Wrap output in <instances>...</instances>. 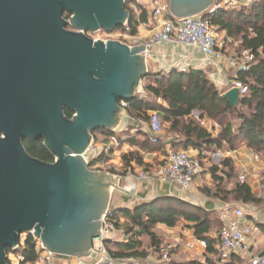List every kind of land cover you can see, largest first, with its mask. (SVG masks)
Returning <instances> with one entry per match:
<instances>
[{"label":"water","instance_id":"1","mask_svg":"<svg viewBox=\"0 0 264 264\" xmlns=\"http://www.w3.org/2000/svg\"><path fill=\"white\" fill-rule=\"evenodd\" d=\"M213 3L168 0L174 18L205 15ZM129 20L125 0H0V264L31 232L57 257H87L113 192H123L113 175L89 171L83 155L94 132L121 125L119 102L135 98L148 74L144 46L93 42L84 32ZM222 97L233 108L240 101L236 88ZM39 139L52 163L25 150V140Z\"/></svg>","mask_w":264,"mask_h":264},{"label":"trees","instance_id":"2","mask_svg":"<svg viewBox=\"0 0 264 264\" xmlns=\"http://www.w3.org/2000/svg\"><path fill=\"white\" fill-rule=\"evenodd\" d=\"M141 11L143 19L146 11L143 8ZM207 19L216 33H224L227 47L230 48L232 42H237L236 50L233 51L235 57L239 56L242 50L252 54L253 61L249 69L235 74V78L247 86V94L240 98L237 107L233 108L202 71L191 69L187 73H179L173 69L164 75L148 73L143 80L144 92L160 99L165 106L136 96L128 102L126 113L130 118L147 122L148 114L157 111L161 122L166 125L165 139L160 137L156 144H151L144 133H136L138 137L129 136L125 143L139 148L140 151L121 155L123 174L132 163L148 171L149 167L144 165L140 152H160L166 140L175 151L197 150L208 155L217 150L234 152L245 146L264 160V0H254L249 5L232 10H217L208 15ZM129 28L131 34L136 33L133 21H130ZM224 50L227 51L226 47ZM194 112L198 113L197 119L193 116ZM64 113L66 117H72L71 112L65 110ZM205 121L212 124L211 131L201 124ZM215 125L220 130L213 136ZM42 142V139L31 144L25 142V150L33 158L52 163L53 158L43 147ZM203 156H200L201 160ZM209 171L214 189L203 188V193L221 201L230 198L243 204L261 203V199L252 192L251 187L246 182L239 181L231 159L222 158L221 162L212 165ZM220 171L228 181L235 180L231 190L222 185L224 177L218 175ZM108 220L114 224L115 229H123L126 234H131L128 241L116 242L111 239L107 241L109 254L114 258L143 257L151 248L158 251L162 240L155 232L157 227L171 229L183 223L193 230L195 239L207 242V255L216 254L214 248L216 240L210 234L213 231L218 233L222 228L220 219L216 218L213 212L169 196L142 203L132 210H112ZM144 236L148 238L146 247L140 240ZM5 252L7 256L12 253L20 255L22 260L18 264L36 262L34 239L31 236H27L16 251L6 249ZM168 264H238V260L231 257L219 263L206 257L204 261L171 260Z\"/></svg>","mask_w":264,"mask_h":264},{"label":"built area","instance_id":"3","mask_svg":"<svg viewBox=\"0 0 264 264\" xmlns=\"http://www.w3.org/2000/svg\"><path fill=\"white\" fill-rule=\"evenodd\" d=\"M127 10L130 13V20L122 27L116 28L111 32L99 29L96 32H84V35L97 42V40L106 43V41H116L129 48L144 46L140 53L148 70V63L153 58L154 51L164 46H174L179 48H194L201 52L202 64L214 71L216 86H225L227 90L236 88L239 92V98L245 96L248 88L235 77L228 82L222 81V76L226 70L234 72H246L253 61L252 54L247 50H242L237 57L229 56L225 52V45L219 38L214 29L210 26L207 16L217 10H232L238 7L246 6L254 0H214L213 5L208 9L205 15H196L186 18H174L169 12L168 0H150L151 11L145 18L141 17V7L139 0H125ZM130 21L136 25V33H130ZM162 57H165L164 55ZM179 73H187L191 66L186 63H179L169 69H164L162 75L171 70ZM193 70V69H192ZM149 73V71H148ZM144 83L136 94L140 99L154 101L165 106L164 102L156 99L144 92ZM120 107L126 113L127 102H119ZM123 115V116H124ZM126 117V115H125ZM122 124V123H121ZM133 133H144L151 144H156L162 134V122L160 114L152 111L148 114V121L134 120ZM204 127L205 124L201 123ZM121 132L122 137L118 138L117 133ZM102 136L100 143L92 134V140L89 148L83 155L87 169L92 172H105L113 175L120 182L122 181H146L154 180L167 182L175 185L181 191H189L193 188L196 178L203 174L202 152L197 150H178L167 148L164 151L159 163L152 169L145 171L143 169H132L124 175L118 172L119 152L126 145L125 140L130 136L127 127L119 126L114 132L107 134L104 131L99 132ZM253 153V152H252ZM218 161L222 159L220 153L215 154ZM253 159L258 161L259 157L253 153ZM257 193L264 190V176L257 177L253 182ZM110 208L101 219V228L99 236L93 240L92 249L85 258H69L75 261V264H168L171 262V253L177 250L176 243L161 245L159 250H150L143 257L114 258L109 254L107 241L111 239L113 233H120L125 241H128L131 234H126L122 229H115L112 222L108 220L111 213ZM222 228L216 234L214 245L216 254L207 255V242L202 239L192 238L185 244L187 253L195 255L200 261L209 257L219 263H223L231 257H236L238 264H264V250H257L255 233L257 227L247 223L245 211L241 207L226 206L221 215ZM264 223V215H263ZM31 236L34 239L35 252L37 255L35 264H54L56 259H68L57 257L47 252L39 240L35 239L32 232L19 238V245H22L25 238ZM18 245V247H19ZM8 264H18L22 258L20 255L12 253L7 256Z\"/></svg>","mask_w":264,"mask_h":264},{"label":"crops","instance_id":"4","mask_svg":"<svg viewBox=\"0 0 264 264\" xmlns=\"http://www.w3.org/2000/svg\"><path fill=\"white\" fill-rule=\"evenodd\" d=\"M138 4L141 8H143L147 14L150 13V0H139ZM219 37L225 38L224 33H217ZM230 42V40H228ZM227 55L235 57V55L229 54L228 51H225ZM165 57H162V56ZM202 54L198 50L194 48H179L174 46H164L154 51L153 58L148 63V71L152 74H158L164 69H169L174 67L179 63H186L191 66L193 70H199L204 72L209 80L215 84V76L214 71L211 68L205 67L202 64ZM236 72L233 70H226L224 75L222 76L223 82H228L234 79ZM215 88L223 95L227 89L225 86H216ZM198 116L197 112H194ZM126 115V117H125ZM122 117L121 126L127 127L129 135L133 136L136 133H133L135 124L133 118H130L127 113ZM198 118V117H197ZM204 123V122H202ZM207 128V127H205ZM212 127H208L207 129L210 131ZM214 132V131H213ZM218 133H212L213 136H216ZM165 139V137H164ZM169 142H165V146L162 151L158 152H140L143 155V163L144 165L149 167V170L156 166L161 157L164 154V151L167 148H171ZM132 151H140L137 147H131L127 143L120 150L119 154V166L121 168V160L120 157L122 154H126ZM220 153L222 158H229L233 162V166L235 168V172L238 175L239 181L246 182L252 189V192L261 199V203L258 205L252 204H243L238 201H234L230 198L227 200L221 201L217 198H213L208 196L207 194L202 192L203 188H208L210 190L214 189V183L212 176L210 174L209 169L212 165H218L220 161H218L215 157V154ZM204 155V156H203ZM202 158V167L203 174L196 178L193 184V188L189 191H181L178 187L173 184L167 182H159L154 180H146V181H122L121 188L123 192L114 191L116 193V197L113 200V195L110 204V208L112 210H120V209H129L139 206L142 203L150 202L156 198L169 196L176 197L184 202H187L191 205L200 207L208 212H213L216 218L220 219L222 210L225 209L226 206H229L230 209L232 207H241L245 211L246 221L249 224L257 227L258 231L255 233V241L257 243V250H264V223H263V215H264V190L260 193H257L255 187L253 186V182L257 177L264 176V160L259 158L258 161L253 159V153L250 149L245 146L240 147L234 152H226L217 150L215 152L208 154H203ZM213 162V163H212ZM143 169L141 167L136 166L134 163L131 164V167L127 169V171L132 169ZM119 172V171H118ZM120 174V173H119ZM124 175V174H120ZM219 176H222L221 171L218 172ZM244 175V176H243ZM224 177L222 185L226 187L227 190H231L235 180L230 179L229 181ZM246 177V180H245ZM157 229L163 230L166 235L165 238L167 241L164 245L174 244L178 246L177 250H174V254L172 255V260L174 261H186L190 259H199L195 257V255L189 254L185 250V244H187L194 237L193 230L189 228V226L185 223L180 224L175 228H165L162 226L157 227ZM156 229V230H157ZM123 230V229H122ZM124 231V230H123ZM216 232H211L210 236L214 238L216 236ZM112 241L122 242L125 241L123 236L120 233H113L111 236ZM141 241L144 242L143 238H140ZM148 244V243H147ZM146 247V244L145 246ZM152 250L148 249L147 253ZM181 257L182 259H179ZM200 260V259H199ZM54 264H75L73 259H56Z\"/></svg>","mask_w":264,"mask_h":264},{"label":"rangeland","instance_id":"5","mask_svg":"<svg viewBox=\"0 0 264 264\" xmlns=\"http://www.w3.org/2000/svg\"><path fill=\"white\" fill-rule=\"evenodd\" d=\"M222 41H223V43H224V45H225V47H226V50L229 52V54H232L233 53V51L234 50H236V47H237V42H232L233 44H231V47L229 48V47H227L228 45V43H226L225 41H224V38H222V37H219ZM227 45V46H226ZM143 83H144V81H143ZM193 116L197 119V115L196 114H193ZM233 119V118H232ZM204 124H205V127H212V124L211 123H209V122H204ZM165 127H166V125L165 124H163L162 123V134H161V137L162 138H164V135H165V133H164V129H165ZM210 129V128H209ZM212 129V128H211ZM211 129H210V131H211ZM220 130V128L217 126V125H215L214 126V132H212V133H215V132H217V131H219ZM100 131H96V132H94L93 133V136L96 138V142L97 143H100L101 141H102V136H101V134L99 133ZM135 135H137V134H135ZM117 137L118 138H120V137H122V134H121V132H118L117 133ZM137 137H138V135H137ZM213 163V162H212ZM119 166V165H118ZM118 171H119V173L121 174H123V169L122 168H118ZM244 176V175H243ZM245 180H246V177H245ZM116 193H114L113 194V200H112V202L114 201V198L116 197ZM112 202H111V204H112ZM155 232H156V234H157V237L160 239V240H162V245H164L165 244V242L167 241V239L165 238V235H166V233L163 231V230H161V229H157V230H155ZM24 237V235H21V238H23ZM143 238V240H144V244H146V246L148 245L147 243H148V238L147 237H142ZM174 254V252L173 253H171V256ZM171 259H172V257H171ZM179 259H182L181 257H179Z\"/></svg>","mask_w":264,"mask_h":264},{"label":"flooded vegetation","instance_id":"6","mask_svg":"<svg viewBox=\"0 0 264 264\" xmlns=\"http://www.w3.org/2000/svg\"><path fill=\"white\" fill-rule=\"evenodd\" d=\"M63 17H64L65 19H67V18L69 17V15L66 14V13H64V14H63ZM66 29L69 30V31L72 30L69 26H67ZM36 141H37V140H36ZM25 142H28V143L31 144V143H33V142H35V141L29 142V141H26V140H25V141L23 142V145H24Z\"/></svg>","mask_w":264,"mask_h":264}]
</instances>
